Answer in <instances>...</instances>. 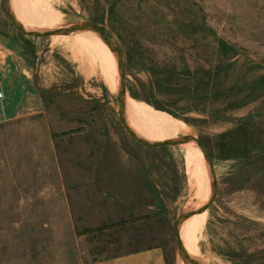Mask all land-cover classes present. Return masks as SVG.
I'll list each match as a JSON object with an SVG mask.
<instances>
[{
  "label": "rangeland",
  "instance_id": "obj_1",
  "mask_svg": "<svg viewBox=\"0 0 264 264\" xmlns=\"http://www.w3.org/2000/svg\"><path fill=\"white\" fill-rule=\"evenodd\" d=\"M50 2L48 13L61 14L56 29H103L124 58L126 96L171 118L157 107H174L188 126L177 139L195 137L215 157L217 193L197 237L199 260L260 264L264 93L250 94L264 75V0ZM9 7L25 30L52 31V22L22 17L11 0ZM220 40L238 55L214 86L201 88L216 95L192 101L152 89V68L166 76L220 64ZM71 44L21 34L0 0V77L12 73L0 90V264H87L153 247L179 264L176 221L198 202L185 150L132 139L119 117V87L111 92L99 65ZM194 102L205 110H184ZM195 165L206 205L213 189L200 151Z\"/></svg>",
  "mask_w": 264,
  "mask_h": 264
},
{
  "label": "bare ground",
  "instance_id": "obj_2",
  "mask_svg": "<svg viewBox=\"0 0 264 264\" xmlns=\"http://www.w3.org/2000/svg\"><path fill=\"white\" fill-rule=\"evenodd\" d=\"M11 2L18 14L24 18L27 16L30 18L52 22V30L56 29V25L60 21V13H48V4H51L50 0H11ZM62 23L63 22H61V24ZM52 37L54 40L64 41L66 43L71 42V48L76 49L78 51L77 54L86 56L92 63H97L99 65L103 79L106 85L109 87V90H111L113 93L118 91V87L120 85L119 66L109 48L95 32L83 30L69 35H55ZM124 105V116L126 123L138 137H141V139L146 136L150 137L154 134L157 135L158 133H163L168 138L166 141L174 140L179 137L181 132H184L188 129V126L183 121L177 120L176 118H171L163 112L152 110L144 103L137 100H131V98L128 96H125ZM182 148L185 150L187 155L186 163L188 166V180L195 187V198L198 201L195 206H193L195 210H198L205 206L203 201L202 180L198 172V168L195 165L196 156L200 149L196 143L184 144ZM206 220L207 211L198 212L188 217L186 221V232L181 242L184 251L190 257L197 260H199L201 256L199 257L196 250V241L198 240L197 237L201 235L205 227ZM179 264L186 263L182 260Z\"/></svg>",
  "mask_w": 264,
  "mask_h": 264
},
{
  "label": "water",
  "instance_id": "obj_3",
  "mask_svg": "<svg viewBox=\"0 0 264 264\" xmlns=\"http://www.w3.org/2000/svg\"><path fill=\"white\" fill-rule=\"evenodd\" d=\"M4 8H5V12H6L8 18L10 19V21H11L12 25L15 27V29H17L21 34L28 36V37H36V38L52 37L55 35H69V34H72L74 32H78V31L90 30V31L95 32L104 41V43L108 46V48L115 55V57L118 61V66H119V73H120V85H119V92H118L119 117H120V120H121L125 130L127 131V133L137 143H139L145 147H149V148H158V147H164V146L182 147L184 144H187V143H196L198 145L201 153L203 154V156L205 158V161H206L208 169H209V174H210V178L212 181V189H213L212 197H211L210 201L201 209L193 210L191 212L183 213L182 215H180V217L176 221L175 234H176V238H177L178 249H179L181 259L186 264H205V263H203V262H201L195 258L190 257L184 251L183 246H182L181 241H180V238H179V226L184 219L192 216L193 214L208 210L214 202V199H215V196L217 193L216 174H215V168H214L213 161L211 160L210 155H209L206 147L197 138L191 137V136L182 137V138L174 139V140H169V141H165V142H161V143H150V142H147V141L139 138L128 127L126 120H125V116H124V107H125L124 104H125V96H126V92H127L126 83H125V62H124V58H123L120 50L112 43V41L107 37V35L104 33V31L102 29H100L99 27L92 25L90 23H82V24H75V25H72L69 27L59 28L56 30L48 31V32H31V31L25 30L17 22V20L14 18V16L11 13V10H10L8 0H4Z\"/></svg>",
  "mask_w": 264,
  "mask_h": 264
},
{
  "label": "trees",
  "instance_id": "obj_4",
  "mask_svg": "<svg viewBox=\"0 0 264 264\" xmlns=\"http://www.w3.org/2000/svg\"><path fill=\"white\" fill-rule=\"evenodd\" d=\"M114 9H115V6L112 5L111 6L112 13L114 12ZM218 44H219V49H220V52L222 54V59H223V61L220 64L216 65L215 67L211 69H202V70L193 71V72H191L190 70H187L186 73H183V74H178V73H175L174 71V72H170V74L166 76L160 74L163 72H159L157 69L152 68L150 70V73H152V81H151L152 89L156 91H160L167 87V88H170V90L168 91L170 95H174V96L178 95L181 98H186L192 101H195L197 99L207 98L210 95L212 96L216 95V93L214 92L205 93L202 90L205 87L207 88V86L209 87L214 86L215 82L219 79L222 73H224L226 70L228 71L230 68L235 66L236 61L234 62L232 61L238 55L237 50L234 47L228 45L226 42L220 40ZM181 80L188 82L190 84L182 85V83H180ZM254 87L258 89L255 88L253 93L250 94V97L254 96L253 98H255L256 96H260L262 95V93H264V75L259 78V80L254 84ZM170 108L171 109L157 107V109L159 110L170 113V115H173L174 118H179V116L173 111L174 107H170ZM202 108L203 107L200 108L199 105H197L194 102V103L188 104V107L185 108L184 110L185 111L188 110V112L194 113V112L204 111L205 109H202ZM209 155H210L211 160L213 161L215 157L210 153ZM260 264H264V259L263 261L260 262Z\"/></svg>",
  "mask_w": 264,
  "mask_h": 264
},
{
  "label": "crops",
  "instance_id": "obj_5",
  "mask_svg": "<svg viewBox=\"0 0 264 264\" xmlns=\"http://www.w3.org/2000/svg\"><path fill=\"white\" fill-rule=\"evenodd\" d=\"M12 73H2L0 79V90L7 91L8 81ZM6 78V81L5 79ZM4 96V95H3ZM5 96L3 97V99ZM3 99H0L2 102ZM8 113L4 112V115ZM9 115V114H8ZM87 264H168L166 261V255L161 247H153L144 250H139L111 258L99 259L89 262Z\"/></svg>",
  "mask_w": 264,
  "mask_h": 264
},
{
  "label": "built area",
  "instance_id": "obj_6",
  "mask_svg": "<svg viewBox=\"0 0 264 264\" xmlns=\"http://www.w3.org/2000/svg\"><path fill=\"white\" fill-rule=\"evenodd\" d=\"M3 97H4V96H3V94H2V93H0V99H3Z\"/></svg>",
  "mask_w": 264,
  "mask_h": 264
}]
</instances>
